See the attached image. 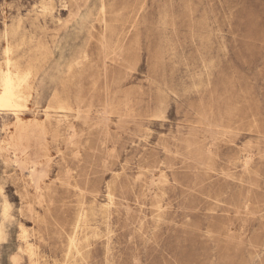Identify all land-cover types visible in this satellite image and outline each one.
I'll return each instance as SVG.
<instances>
[{"label": "rangeland", "instance_id": "rangeland-1", "mask_svg": "<svg viewBox=\"0 0 264 264\" xmlns=\"http://www.w3.org/2000/svg\"><path fill=\"white\" fill-rule=\"evenodd\" d=\"M8 41L40 125L21 168L0 113V264H264V0H0Z\"/></svg>", "mask_w": 264, "mask_h": 264}, {"label": "bare ground", "instance_id": "bare-ground-1", "mask_svg": "<svg viewBox=\"0 0 264 264\" xmlns=\"http://www.w3.org/2000/svg\"><path fill=\"white\" fill-rule=\"evenodd\" d=\"M104 7V6H103ZM102 12L105 14V7L102 9ZM103 14V15H104ZM105 26V25H104ZM15 47L13 46V44L11 42H7L6 47L4 49V57H5V61L4 64H0V96H4L5 95V87H4V82L8 79V73L11 72L12 73V79L13 82L15 83L17 80V73L20 74V77L22 78L25 74H29V79L27 84L22 88L19 89L17 88L16 93H14V95H17V99L14 101L15 105H17L18 107H14V108H8L7 106L0 108V113L1 112H7V113H11L14 116L15 119V125L16 126V130H17V135L15 137H9L8 140H4L3 141V145L2 148L6 151H12L14 156H15V163H17V165L21 168L25 167V164L22 160L18 159V151L21 152V148H20V144L22 141L25 140H30L28 139L29 134L32 132V130L30 128V125L33 123L34 127H36V125H40V121L36 118L33 119V121L28 124V122L24 119L23 114L25 111L28 110V103L30 101V98L32 96V89H33V83H34V79L36 76V70L33 67V65H29L25 68H22L20 66V63L18 61H16L15 59ZM3 63V62H2ZM9 65H11V67H9ZM34 93V92H33ZM35 94V93H34ZM33 101V100H32ZM32 103V102H31ZM55 104L59 105L57 107H55L54 105L49 106L48 108L44 109V117L45 120L44 122H52L53 116L51 114V110L55 109V108H59L61 110H67L68 107L66 105V103H63L62 101H60L59 98H57V96L55 97ZM51 109V110H50ZM32 124V125H33ZM12 125V124H11ZM11 125H9V127H11ZM47 128V127H46ZM35 129V128H34ZM8 130V129H7ZM37 130V129H36ZM38 131V130H37ZM39 132V131H38ZM37 132V133H38ZM42 132V131H41ZM40 134V133H38ZM10 135V134H9ZM32 135V134H31ZM13 136V135H12ZM33 136V135H32ZM31 136V137H32ZM40 136V135H39ZM46 136V135H45ZM8 137V136H7ZM30 137V138H31ZM36 137V136H35ZM43 137V136H42ZM33 138V137H32ZM31 138V139H32ZM40 138V137H39ZM34 139V138H33ZM42 139V138H40ZM39 139V140H40ZM38 140V141H39ZM44 140V139H43ZM36 141V142H38ZM45 141V140H44ZM41 141V144L44 142ZM27 142V141H26ZM24 143V142H23ZM28 147L30 146V141L28 142ZM40 144V146H41ZM45 144V143H43ZM32 145V144H31ZM32 147V146H30ZM37 148V147H36ZM30 149V148H29ZM28 149V150H29ZM23 152V150H22ZM21 152V153H22ZM37 156V155H36ZM46 156V155H45ZM43 154H42V159H43ZM21 158V157H20ZM40 159V158H38ZM32 160V159H31ZM30 160V162H31ZM41 160V159H40ZM47 160V159H46ZM25 161V160H24ZM36 161V160H35ZM29 162V163H30ZM52 162V161H51ZM32 163V162H31ZM30 163V165H31ZM34 163V162H33ZM29 165V164H28ZM36 163L32 165V170L29 171V178L31 183H34L36 189H39L40 187L38 186L39 183V175H38V171L36 168ZM41 165V164H40ZM39 166V165H38ZM40 167V166H39ZM42 171V170H41ZM45 172V171H44ZM84 221V216L81 215L78 217L77 222H76V226H75V231L73 232L72 237L69 240V247L70 249H74L77 252H79V233L81 231V227H82V222ZM20 227V231L22 232L23 236V241L28 240L27 236L25 235L26 233V229L23 225L19 226ZM28 244V243H27ZM27 252L30 254V256L32 257V259L34 260V255L35 252L33 251V245L32 247H30V245L28 246ZM38 261V260H37Z\"/></svg>", "mask_w": 264, "mask_h": 264}, {"label": "snow or ice", "instance_id": "snow-or-ice-1", "mask_svg": "<svg viewBox=\"0 0 264 264\" xmlns=\"http://www.w3.org/2000/svg\"><path fill=\"white\" fill-rule=\"evenodd\" d=\"M11 67V65H9ZM29 74H25L22 78L20 77V74L17 73V80L14 83L12 79V73H8V79L4 82L5 87V95L0 96V108L7 106L8 108H14L18 107L15 105L14 101L18 98L17 95H14L16 93L17 88L22 89L28 82ZM0 198H3V222L0 223V243H3L6 241V234H5V223L10 221L12 217L9 215L11 210V205L9 204L7 197L5 195V189L3 187H0ZM15 259V258H14Z\"/></svg>", "mask_w": 264, "mask_h": 264}]
</instances>
